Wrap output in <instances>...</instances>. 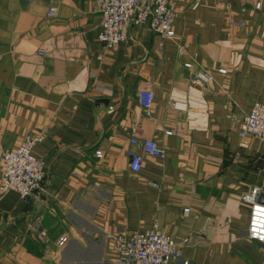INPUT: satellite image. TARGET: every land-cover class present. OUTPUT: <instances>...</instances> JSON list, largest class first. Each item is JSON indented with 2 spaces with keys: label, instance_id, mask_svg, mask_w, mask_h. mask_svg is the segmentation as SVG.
Instances as JSON below:
<instances>
[{
  "label": "crops",
  "instance_id": "obj_1",
  "mask_svg": "<svg viewBox=\"0 0 264 264\" xmlns=\"http://www.w3.org/2000/svg\"><path fill=\"white\" fill-rule=\"evenodd\" d=\"M168 4L173 37L130 24L106 48L97 0H0V162L41 133L33 152L45 170L32 197L0 196V264H115L116 235L155 226L187 239L170 264H264L241 200L254 187L264 196V139L238 135L264 102V0ZM198 73L210 78L195 83ZM129 151L143 156L138 172Z\"/></svg>",
  "mask_w": 264,
  "mask_h": 264
},
{
  "label": "built area",
  "instance_id": "obj_2",
  "mask_svg": "<svg viewBox=\"0 0 264 264\" xmlns=\"http://www.w3.org/2000/svg\"><path fill=\"white\" fill-rule=\"evenodd\" d=\"M169 0H97L101 13V28L98 40L106 47L111 48L125 40L130 24L147 23L149 27L163 37L174 36L173 22L177 13L172 9ZM259 3L256 7H259ZM56 6L50 5L47 9L49 16L54 15ZM233 23L244 25L242 20H232ZM190 67V63L185 64ZM224 72V69L220 70ZM210 77L206 73H198L194 82L201 84ZM138 101L145 116L150 113L155 93L149 86L138 91ZM170 134L171 131H166ZM238 135L242 139L252 136L264 139V102H255L240 122ZM42 140L41 133H28L15 148L3 152L0 168V196L7 192H16L26 198L43 188L45 178L44 161L33 152L34 146ZM132 144L139 143L142 151L152 157H163L164 149L151 138L138 141L130 139ZM95 156L102 157V151L96 150ZM129 168L138 172L143 166V156L139 152L129 151ZM264 182V180H263ZM259 187H254L241 196V200L249 206V220L247 237L264 242V202L259 200ZM189 209H183L187 214ZM35 228L40 231L39 225ZM42 233V231H40ZM67 240L62 236L58 245ZM187 239L177 241L164 233L158 227L142 232L118 234L114 237L115 264H170L181 257L180 247ZM188 261H184L187 264Z\"/></svg>",
  "mask_w": 264,
  "mask_h": 264
},
{
  "label": "water",
  "instance_id": "obj_3",
  "mask_svg": "<svg viewBox=\"0 0 264 264\" xmlns=\"http://www.w3.org/2000/svg\"><path fill=\"white\" fill-rule=\"evenodd\" d=\"M29 197H32V195L27 196V198H29ZM259 200H261L262 202H264V196L259 197Z\"/></svg>",
  "mask_w": 264,
  "mask_h": 264
}]
</instances>
